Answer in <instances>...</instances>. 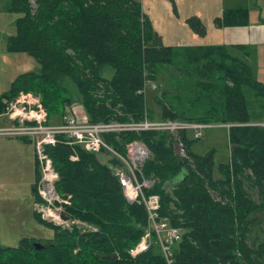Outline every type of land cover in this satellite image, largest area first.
I'll return each instance as SVG.
<instances>
[{
	"label": "trees",
	"instance_id": "trees-1",
	"mask_svg": "<svg viewBox=\"0 0 264 264\" xmlns=\"http://www.w3.org/2000/svg\"><path fill=\"white\" fill-rule=\"evenodd\" d=\"M7 9L20 16L6 49L35 57L40 69L20 73L1 96L38 92L49 118L74 101L58 81L60 73L77 86L92 122L138 121L145 114L151 118L146 94L138 90L146 78L168 83L160 70L180 59L176 67L186 71L185 89L193 83L188 101L164 90L165 99L154 97L161 108L159 118L231 123L230 154L218 164L220 177L213 175L214 150L194 152L190 144L198 137L184 129L176 134L109 132L104 138L120 154L133 140L149 148L140 178L153 181L143 188L145 194H157L160 216L181 230L172 247L173 264H264V84L245 58L225 46L164 45L138 0H10ZM244 17L242 8L225 10L215 23H242ZM186 21L196 33L205 32L198 17ZM105 66L113 69L109 77L101 73ZM194 69L201 78L193 82ZM247 92L256 98V110H250ZM174 141L181 143L183 156L175 152ZM47 152L58 174L55 189L66 200L56 205L70 219L95 229L76 223L68 228L36 210L35 219L51 234L0 245V264H167L155 242L130 254L147 225V211L142 202L126 200L107 162L77 144L57 142ZM112 162L119 159L113 156ZM34 189L41 200L36 183ZM35 241L42 247L36 248Z\"/></svg>",
	"mask_w": 264,
	"mask_h": 264
},
{
	"label": "built area",
	"instance_id": "built-area-1",
	"mask_svg": "<svg viewBox=\"0 0 264 264\" xmlns=\"http://www.w3.org/2000/svg\"><path fill=\"white\" fill-rule=\"evenodd\" d=\"M156 87L153 80L146 78L143 86L138 91L147 94V91ZM0 119L5 124H0V135L17 136L26 138L34 144L35 156L39 169V179L36 183L37 193L41 200L36 201V210L42 212L43 218L51 217L52 221L62 226L69 227L72 223H80L75 219L65 220L60 217L63 202L55 189L58 174L55 171L52 159L47 152L48 145L57 142L77 144L87 151H111L112 156L119 159L117 163H108L120 181L126 200L129 203L142 202L147 211V225L143 234L130 249V254L135 256L147 250L152 242L159 246V250L167 264H173V245L180 240L181 230L171 225L165 217L160 216V198L157 194H145L143 188L150 186L152 180L140 178L141 165L149 155V148L139 140L126 144L125 154H120L107 144L104 135L109 132L120 131H159L173 133L184 129L193 131V137H200L203 128L209 123L186 121L169 118H144L138 121H98L92 122L82 108L77 114L73 103L66 105L57 114L55 120H50L46 107L42 102L40 93L31 90H20L17 94L0 97ZM264 124V122H261ZM184 152L181 143L178 144ZM127 154V155H126ZM75 158V156H72ZM56 210V211H55ZM59 218L54 220L52 216ZM65 223V224H64Z\"/></svg>",
	"mask_w": 264,
	"mask_h": 264
},
{
	"label": "crops",
	"instance_id": "crops-1",
	"mask_svg": "<svg viewBox=\"0 0 264 264\" xmlns=\"http://www.w3.org/2000/svg\"><path fill=\"white\" fill-rule=\"evenodd\" d=\"M138 1L143 15L164 45L225 46L234 56L245 58L249 64L256 63L258 75L255 76L264 84V0ZM238 8L245 11L244 22L216 25V19L225 10ZM190 16H196L202 21L205 26L203 34L196 33L188 26L186 20ZM7 90V85L6 89L0 88V96ZM5 123L0 119V124ZM38 173L32 141L0 135V228H3L0 245H16L22 238L19 229L26 225L30 231L24 233L26 236L23 237L41 238L45 225L34 217L37 201L34 184L37 183Z\"/></svg>",
	"mask_w": 264,
	"mask_h": 264
},
{
	"label": "rangeland",
	"instance_id": "rangeland-1",
	"mask_svg": "<svg viewBox=\"0 0 264 264\" xmlns=\"http://www.w3.org/2000/svg\"><path fill=\"white\" fill-rule=\"evenodd\" d=\"M9 1L10 0H0V88H5V89H6V85L8 89L10 88L11 82L20 73L24 71H29V70L39 71L40 69V65L35 57L29 55L26 52H22V51H7L5 48L6 40L8 36L15 32V20L13 19L15 17L20 16L19 12L10 11L7 9V5ZM174 61H176L175 66H172L169 69L165 67L160 70V76L164 78L165 80H169V82L165 84H159L157 80H153L156 84V87L147 91L146 99L148 102L147 103L148 115L153 119L159 118V114L161 110L160 105L158 104V101L154 97L156 96L162 100L165 99L166 97L163 95L164 90L168 91L167 93L169 94H178L182 97L181 98L182 100H186V102L188 101V99L186 98V95L188 92V88L193 83L192 84L189 83L187 85V90L185 89V86H186L185 81H187V78L184 76L183 73L186 71L185 69H181L183 67L181 68L176 67L180 65L179 64V62L181 61L180 59H175ZM251 65L254 69L255 75L256 74L258 75V73H256L257 64L254 62H251ZM101 73L102 75L107 77L113 73V69L110 66H105L102 69ZM193 73H194V78L191 77L194 79L193 82L195 81V78L197 77L198 79L201 78L199 73L197 72V69H194ZM58 75H60L58 81L62 85L68 88L70 95L73 96L74 98V105L72 106L76 108L77 114H80L79 108L81 107L83 108V106L78 99V96L80 95H79L77 86L75 85V83L70 77L63 75L61 73ZM247 95L250 100L249 102L250 110L251 111L256 110L257 108L253 103L254 99L256 98L250 95V93H248ZM174 99L175 98H173V100ZM257 101L259 102L258 99ZM179 102H183V101H179ZM194 108L198 109L199 106H196ZM56 118H57V114H54L53 117L50 118V120H55ZM258 122H261V121H258ZM229 125H231V123L210 122L209 126L203 128L202 135L199 138H197L195 141H193L192 144H190L192 150L196 153L204 154L208 150H211V149L214 150L215 165L213 168V175L216 178L220 177V172L218 170V164L220 162L227 161L229 158L228 156L230 154V144H229L228 128H227ZM186 132H188L189 135L193 136V131H191L190 129H188V131ZM171 134H176V132H173ZM178 144H179L178 141L177 142L174 141L175 152L178 153L179 156H183L184 152L180 149V146ZM97 156L103 162H109V160L113 158L111 151H108L105 149L100 152H97ZM40 213H41V216L43 217L42 212ZM52 217L55 218V220L59 221L58 217H54V216ZM44 218L47 220H52L51 217L45 216ZM67 223H70V220H68ZM76 224L82 229H85V228L95 229L94 226L87 224L85 222L80 221V223H76ZM70 227L71 225L68 228ZM2 231H3V228H0V234ZM27 231H30L27 225L21 226L19 229V233H22L23 236H26V234L24 233H27ZM48 232L50 235L51 234L50 228L45 226V229L42 231L43 234H41L40 237L48 236ZM22 235L21 237H23Z\"/></svg>",
	"mask_w": 264,
	"mask_h": 264
},
{
	"label": "water",
	"instance_id": "water-1",
	"mask_svg": "<svg viewBox=\"0 0 264 264\" xmlns=\"http://www.w3.org/2000/svg\"><path fill=\"white\" fill-rule=\"evenodd\" d=\"M60 217L65 219V220H69V218H70V216L68 214H66L64 210L60 211ZM34 245L36 246V248L42 247V244L40 242L35 241Z\"/></svg>",
	"mask_w": 264,
	"mask_h": 264
}]
</instances>
